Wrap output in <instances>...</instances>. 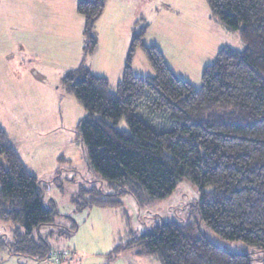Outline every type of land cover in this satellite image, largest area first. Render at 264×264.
<instances>
[{"label":"trees","instance_id":"16d2710c","mask_svg":"<svg viewBox=\"0 0 264 264\" xmlns=\"http://www.w3.org/2000/svg\"><path fill=\"white\" fill-rule=\"evenodd\" d=\"M107 2H78L85 19L84 61L96 51L95 27ZM207 3L240 32L246 46L221 49L205 67L200 88L175 74L158 45L145 43L149 24L144 19L132 28L115 91L109 77L94 73L84 61L63 75L65 91L87 111L78 124L86 158L118 189L107 194L94 188L87 195L82 187L84 201L77 205L122 206L118 196L124 193L151 205L188 179L200 193L199 222L264 252V0ZM139 49L154 75L135 74ZM46 193L0 127V218L18 224L12 242L1 240L11 253L47 262L53 247L40 229L58 225L59 212L53 201L46 204ZM199 222L165 221L114 251L140 246L137 254L160 264H253L251 253L219 246Z\"/></svg>","mask_w":264,"mask_h":264},{"label":"rangeland","instance_id":"374dc122","mask_svg":"<svg viewBox=\"0 0 264 264\" xmlns=\"http://www.w3.org/2000/svg\"><path fill=\"white\" fill-rule=\"evenodd\" d=\"M78 2L0 0V127L14 146L24 149V157L33 162L27 163L29 168L46 186V204L53 201L59 212V224L42 226L41 236L71 254L46 262L11 253L1 240L12 242L18 224L0 218V264H160L137 254L140 246L115 249L165 221L199 222L195 204L200 193L191 181L183 179L170 196L151 205L139 204L131 193L118 196V207L77 205L84 201L78 192L82 187L89 190L87 195L94 188L107 194L118 191L91 168L78 133L87 111L62 85L63 75L84 61L85 19ZM139 19L149 24L145 43L158 45L175 74L198 88L205 67L221 49L246 46L237 29L212 13L207 0H108L95 27L96 51L84 65L111 77L113 91L125 53H114L112 44L124 46ZM137 53L135 74L154 75L143 51ZM199 225L219 246L251 253L253 264H264V252L257 246L225 239L204 222Z\"/></svg>","mask_w":264,"mask_h":264},{"label":"crops","instance_id":"0c3cea01","mask_svg":"<svg viewBox=\"0 0 264 264\" xmlns=\"http://www.w3.org/2000/svg\"><path fill=\"white\" fill-rule=\"evenodd\" d=\"M131 34H132V29H131ZM130 40H131V37L129 38H127V42L125 43V45L124 46H119V44H116L115 46H114V43L112 44V49L111 50H114V53L115 52H120V53H125V56L123 57V59H122V61H121V71L123 70V67H124V64H125V58H126V53H127V50H128V47H129V44H130ZM162 50V49H161ZM138 54V53H137ZM165 55V54H164ZM137 56V55H136ZM166 57V56H165ZM136 59V58H135ZM167 60V59H166ZM90 69H91V67H89ZM92 70V69H91ZM94 73H96L94 70H92ZM96 74H98V73H96ZM101 75H105V74H101ZM122 75V74H121ZM105 76H107V77H109L108 75H105ZM110 79H111V77H110ZM120 79V78H119ZM119 79H117V81L119 80ZM112 81V80H111ZM16 147V150L18 151V153L20 154V156H21V158H22V160H23V162H24V164L29 168V166H28V162L29 163H33L32 161H30L29 159H27V158H25L24 157V149H22V148H18L17 146H15ZM26 159H27V161H26ZM31 171H33L39 178H40V176H39V174H37L36 172H35V169H30ZM41 179V178H40ZM42 180V179H41ZM55 249V248H54ZM58 251H60V252H66V251H61V250H58ZM67 252H69V256L71 255L70 254V251H67ZM64 259H65V257H64Z\"/></svg>","mask_w":264,"mask_h":264},{"label":"built area","instance_id":"2783aa9c","mask_svg":"<svg viewBox=\"0 0 264 264\" xmlns=\"http://www.w3.org/2000/svg\"><path fill=\"white\" fill-rule=\"evenodd\" d=\"M62 253L63 252H60L57 249L53 248L52 251L49 253L47 261L56 262L59 261L60 258H63L66 254H68L67 252H65L64 254Z\"/></svg>","mask_w":264,"mask_h":264}]
</instances>
